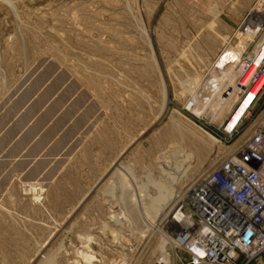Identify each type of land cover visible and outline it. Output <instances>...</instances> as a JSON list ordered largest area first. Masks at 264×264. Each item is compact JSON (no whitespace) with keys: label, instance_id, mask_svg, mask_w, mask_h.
Listing matches in <instances>:
<instances>
[{"label":"rangeland","instance_id":"rangeland-1","mask_svg":"<svg viewBox=\"0 0 264 264\" xmlns=\"http://www.w3.org/2000/svg\"><path fill=\"white\" fill-rule=\"evenodd\" d=\"M256 3L0 0V120L38 85L25 126H14L25 107L0 126V180L46 130L56 153L38 177L31 164L4 180L0 264L186 263L164 219L229 147L219 125L230 89L220 96V85L234 53L260 37ZM34 120L37 135L15 155ZM157 184L159 212L149 209Z\"/></svg>","mask_w":264,"mask_h":264},{"label":"built area","instance_id":"built-area-1","mask_svg":"<svg viewBox=\"0 0 264 264\" xmlns=\"http://www.w3.org/2000/svg\"><path fill=\"white\" fill-rule=\"evenodd\" d=\"M256 2L260 37L250 52L231 58L230 78L220 85V96L230 89V109L219 125L229 147L176 197L164 219L173 245L188 257L185 264H253L264 256V0Z\"/></svg>","mask_w":264,"mask_h":264},{"label":"water","instance_id":"water-1","mask_svg":"<svg viewBox=\"0 0 264 264\" xmlns=\"http://www.w3.org/2000/svg\"><path fill=\"white\" fill-rule=\"evenodd\" d=\"M35 89H38V85H31L29 88H26L19 98L13 102L11 107L8 109L4 117L0 120V126L4 125L6 121L11 119L15 114H17L20 110H22L23 107H25V103L28 102L31 98V95L35 91ZM33 103L28 104L25 108L23 113L17 117L14 126L17 127V129H22V127L25 126L27 123V120L33 116ZM68 113V111L66 112ZM39 124V123H38ZM8 134V133H7ZM53 133L49 134V131L46 130L43 134L38 136L34 142L30 145V147L27 149L26 153H23L19 156L20 160L17 161V163L14 165V168L7 174L10 175L14 172L23 171L27 169L31 165V168L28 169V175L32 178H36L39 175H41L48 166L50 159L54 157L56 154L55 151H53V146L50 145L47 148V141L50 140ZM37 135V121L34 120L29 128H27L24 133L20 136L17 143L15 144L16 147V154H19L21 152V149L26 145V143H30L32 139L35 138ZM62 136H60L59 139L55 141L56 144L59 143L60 140H62ZM54 143V144H55ZM2 146V145H1ZM0 146V147H1ZM18 150V152H17ZM0 165V173L3 171ZM48 175L49 173H45ZM7 175H4L3 178L0 180V191L3 189L4 186V180L7 179Z\"/></svg>","mask_w":264,"mask_h":264},{"label":"bare ground","instance_id":"bare-ground-1","mask_svg":"<svg viewBox=\"0 0 264 264\" xmlns=\"http://www.w3.org/2000/svg\"><path fill=\"white\" fill-rule=\"evenodd\" d=\"M250 18L251 19H253L254 18V15H250ZM252 33L253 34H255L256 33V31L254 30V31H252ZM229 51H232V50H229ZM233 53H234V51H232ZM235 55L236 54H238V53H234ZM228 74H230L229 73V71H228ZM214 75V74H213ZM215 76H212V77H210L209 76V79H211V78H214ZM216 78H218L219 79V77H215L213 80H212V83L213 82H216ZM207 80V81H209V83H210V80ZM223 80V79H222ZM221 79H219V83L222 81ZM207 81L205 82V84L207 85ZM208 86H209V84H208ZM241 110V109H240ZM240 110L235 114V116L233 117V120L231 121V123H230V125L229 126H231L232 124H233V122L235 121V119L237 118V116H238V114L240 113ZM186 157V156H185ZM187 158V157H186ZM174 163V162H173ZM173 163H171V166H172V164ZM182 165V164H181ZM177 168V167H176ZM165 169V168H164ZM166 169L167 170H170L171 169V167H166ZM174 169V168H173ZM179 169H180V166H179V168L178 169H176L173 173L174 174H176L175 175V177H171V181H175L177 178H176V176H178L177 174L179 173ZM168 174V173H167ZM183 174V173H182ZM156 187H157V189H158V196H157V198L154 200V203H152L153 205L152 206H150V208L149 209H151V210H154V211H157L158 209V207H160L161 205H160V203L162 202H164L165 203V199H166V194L163 192V186L162 185H160V184H157L156 185ZM167 195H168V193H167ZM169 198V197H168ZM161 203V204H162ZM158 212H159V210H158ZM146 220V219H145ZM147 221V220H146ZM149 222V221H148ZM157 225L158 224H151L150 225V228H155V227H157ZM166 239H168V238H166L165 236L163 237V239H161V246H164V244H165V242L167 241ZM169 241V240H168ZM172 245H173V243L172 242H170ZM163 259L165 260V262L167 263V264H172V256H170V255H165L164 257H163ZM174 259H175V257H174ZM174 259H173V261H174ZM174 263V262H173Z\"/></svg>","mask_w":264,"mask_h":264},{"label":"crops","instance_id":"crops-1","mask_svg":"<svg viewBox=\"0 0 264 264\" xmlns=\"http://www.w3.org/2000/svg\"><path fill=\"white\" fill-rule=\"evenodd\" d=\"M253 264H264V256L260 260H258L257 262H255Z\"/></svg>","mask_w":264,"mask_h":264}]
</instances>
